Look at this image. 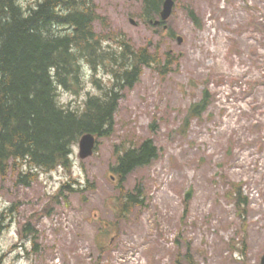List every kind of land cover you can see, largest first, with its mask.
<instances>
[{
  "label": "rangeland",
  "instance_id": "1",
  "mask_svg": "<svg viewBox=\"0 0 264 264\" xmlns=\"http://www.w3.org/2000/svg\"><path fill=\"white\" fill-rule=\"evenodd\" d=\"M96 3V32L114 40L102 54L128 39L136 48L150 45L163 60L171 51L180 62L168 71L145 65L133 88L120 89L115 131L99 140L93 156L82 159L78 143L70 167L40 169L31 185L19 181L29 165L0 171V211L13 207L0 234V256L7 264H96L98 259L100 264H261L264 0H176L165 25L150 20L153 12L143 15L142 0ZM190 10L200 15L201 28ZM91 68L87 64L73 78L76 89L59 90L63 104L77 108L89 93H101ZM106 69L105 64L98 67L101 85L111 81ZM222 76L225 82L218 85ZM206 77L213 80L215 97L209 110L187 128L188 108L200 99ZM191 78L198 80L197 86ZM237 79L249 89L251 82L261 81L254 99L249 97L252 90L233 86ZM147 138L160 146V157L126 182L131 190L138 185L146 191L143 205L134 206L113 227L115 148ZM72 179L83 190L61 194L63 184ZM229 182L243 183L250 203L245 216L227 195L234 187ZM189 188L193 193L186 214L183 202Z\"/></svg>",
  "mask_w": 264,
  "mask_h": 264
},
{
  "label": "trees",
  "instance_id": "2",
  "mask_svg": "<svg viewBox=\"0 0 264 264\" xmlns=\"http://www.w3.org/2000/svg\"><path fill=\"white\" fill-rule=\"evenodd\" d=\"M148 2L147 13L157 16L163 0ZM191 16L200 25L194 11ZM98 17L94 0H0V171L3 174L18 169L19 165L25 169L29 165L30 169L19 175V181L30 184L40 169L70 167L74 146L84 134L93 133L101 138L115 131L120 91L112 88L102 96L81 102L77 108H65L57 99L56 81L65 86L74 85L72 78L82 71L83 63L102 52L101 39L105 36L96 32ZM122 45L108 54L116 55L112 58L116 60L121 51V56L132 61L122 65L126 68L121 71V80L127 85H133L139 78L143 64L168 71L175 61L172 60L175 55L170 52L164 63L147 48L135 52L130 41ZM209 103L207 93L202 104L191 106L189 117H201ZM122 147L117 153V163L112 166L122 182L137 167L150 164L159 154L151 140L138 145L123 143ZM234 187L237 192L231 191L230 196L245 216L248 199L240 187ZM66 190L74 191L68 181L60 193L65 195ZM141 195L140 188L136 193L123 194L122 211L128 213L133 206L143 204ZM12 209L0 211V234L7 227ZM0 264H6L4 255L0 256Z\"/></svg>",
  "mask_w": 264,
  "mask_h": 264
},
{
  "label": "water",
  "instance_id": "3",
  "mask_svg": "<svg viewBox=\"0 0 264 264\" xmlns=\"http://www.w3.org/2000/svg\"><path fill=\"white\" fill-rule=\"evenodd\" d=\"M174 0H166L164 3V9L162 10V17L163 19H167L173 10ZM96 144V138L92 133L85 134L80 142L81 146V156L88 157L93 154L94 147ZM264 264V258L263 262Z\"/></svg>",
  "mask_w": 264,
  "mask_h": 264
},
{
  "label": "bare ground",
  "instance_id": "4",
  "mask_svg": "<svg viewBox=\"0 0 264 264\" xmlns=\"http://www.w3.org/2000/svg\"><path fill=\"white\" fill-rule=\"evenodd\" d=\"M65 32V31H64ZM58 33V32H57ZM59 36V35H58Z\"/></svg>",
  "mask_w": 264,
  "mask_h": 264
}]
</instances>
